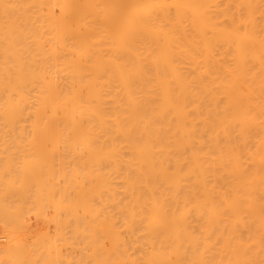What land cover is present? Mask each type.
Instances as JSON below:
<instances>
[{
  "label": "bare ground",
  "instance_id": "6f19581e",
  "mask_svg": "<svg viewBox=\"0 0 264 264\" xmlns=\"http://www.w3.org/2000/svg\"><path fill=\"white\" fill-rule=\"evenodd\" d=\"M0 229V264H264V0H0Z\"/></svg>",
  "mask_w": 264,
  "mask_h": 264
},
{
  "label": "rangeland",
  "instance_id": "374dc122",
  "mask_svg": "<svg viewBox=\"0 0 264 264\" xmlns=\"http://www.w3.org/2000/svg\"><path fill=\"white\" fill-rule=\"evenodd\" d=\"M29 195H30V194H29ZM56 195H58L57 197L55 196V199H56V200H58V199L60 200V198H62V197H60L59 194H56ZM33 196H34V194H32V197H33ZM32 197H31V196L27 197V200H28V201H29V200H32V199H31ZM59 197H60V198H59ZM24 200H25V199H24ZM24 200H23V201H24ZM27 200H25L24 202L27 203V202H26ZM30 202H31V201H30ZM30 202H28L26 205H27V206H28V205H31L32 203H30ZM32 202H33V201H32ZM25 203H24V205H25ZM33 206H34V204L32 205V207H33ZM29 207H31V206H29ZM48 207H49V206H46V207H45V210H44V212H43L42 215H41L42 218H41V217L39 216V214H38V217H40V218L37 217L38 219H37V218L35 219L34 217L31 218L32 216H36V214L33 215V212L36 213V212L34 211V210H35L34 208H32V209H34V210H32L31 212H27V210H28V209H27V210H26L27 213L25 212L26 214H24V219H23V222H24L23 224H24V225L26 224L25 227H27V226H31L30 223H31V220H32V219H33L32 223H31L32 225H33V223H35V222L38 221V222L41 224L40 226L42 227V224H43V223H46L45 220H47L48 217H51L52 214L54 213V210L52 209L53 207H51V208L49 207L50 210H49ZM46 208H47V209H46ZM24 209H26V207H25ZM51 209H52V210H51ZM61 210H62V209L60 208V209H59L60 212L58 211V214H59L58 216H59V217L63 216V215H62L63 213H62ZM24 211H25V210H24ZM45 211H46V212H45ZM30 213H31V215H29ZM44 213H46L47 215H46V214L44 215ZM61 213H62V214H61ZM27 215H28V216H27ZM25 216H26V217H29V218H26ZM46 216H47V217H46ZM44 218H45V219H44ZM46 218H47V219H46ZM57 218H58V217H57ZM27 219H28V222L30 221L29 223H27V221H26ZM34 219H35V221H34ZM39 220L42 221V222H40ZM43 220H44L45 222H44ZM56 221H57V223H56ZM58 223H59V222H58V219H55V224L58 225ZM37 224H38V223H37ZM46 224H48V225L50 224L49 226H51V224H53L52 227H51L50 230H49V234H50V233L54 234L55 232L53 233V230H54V228H55V224H54L53 222H51V223L48 222V223H46ZM46 224H45V225H46ZM35 225H36V223H35ZM45 225L43 224V226H44V231H45ZM40 226H38V227H40ZM33 227H34V228H33ZM28 228L31 229V231H32V229H34V230H35V229H36V230L38 229L37 227L35 228L34 225H33L31 228H30V227H27L26 230H29ZM24 229H25V228H24ZM2 230H3V229H2ZM2 230L0 229V232H1V233H0V246H3L4 243L6 242V238H5V237L3 236V234H2V232H3ZM31 231L29 230L28 232L31 233ZM26 232H27V231H26ZM3 233H4V232H3ZM32 233H33V232H32ZM32 233H31V234H32ZM32 235H33V234H32ZM45 235H47V232L45 233ZM50 235H51V234H50ZM26 238H27V236H26ZM31 238H33V239H31ZM27 239H28L27 242H29V244H27V245H29V246L31 245L30 247L34 246V245H32V244H34V241H35V239H34V235H33V236H30V235H29V237H28ZM27 239H26V240H27ZM30 240H32V244H31ZM58 244H59V242H58ZM59 245H60V244H59ZM34 247H35V246H34ZM59 247H60V246H59ZM35 248L37 249V247H35ZM58 249H59V248H58ZM38 250H39V245H38ZM42 252H43V256H44V255H45V253H44L45 251H42Z\"/></svg>",
  "mask_w": 264,
  "mask_h": 264
}]
</instances>
